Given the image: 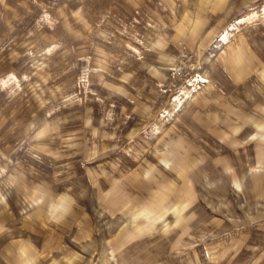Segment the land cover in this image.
<instances>
[{
    "label": "rangeland",
    "instance_id": "1",
    "mask_svg": "<svg viewBox=\"0 0 264 264\" xmlns=\"http://www.w3.org/2000/svg\"><path fill=\"white\" fill-rule=\"evenodd\" d=\"M0 264H264V0H0Z\"/></svg>",
    "mask_w": 264,
    "mask_h": 264
},
{
    "label": "built area",
    "instance_id": "2",
    "mask_svg": "<svg viewBox=\"0 0 264 264\" xmlns=\"http://www.w3.org/2000/svg\"><path fill=\"white\" fill-rule=\"evenodd\" d=\"M181 55H182V54H181ZM178 60H179V64L175 67V68H176V73H177V71L182 67V66L180 65V64H181V63H180V62H181V59L179 58ZM177 74L180 76V75H182V72H179V71H178Z\"/></svg>",
    "mask_w": 264,
    "mask_h": 264
}]
</instances>
